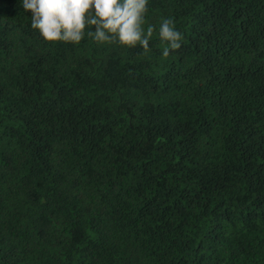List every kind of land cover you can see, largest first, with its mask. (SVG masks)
<instances>
[{
  "label": "trees",
  "instance_id": "1",
  "mask_svg": "<svg viewBox=\"0 0 264 264\" xmlns=\"http://www.w3.org/2000/svg\"><path fill=\"white\" fill-rule=\"evenodd\" d=\"M30 16L0 0V264H264V0H150L167 57Z\"/></svg>",
  "mask_w": 264,
  "mask_h": 264
},
{
  "label": "clouds",
  "instance_id": "2",
  "mask_svg": "<svg viewBox=\"0 0 264 264\" xmlns=\"http://www.w3.org/2000/svg\"><path fill=\"white\" fill-rule=\"evenodd\" d=\"M31 11V28L46 41L79 44L85 35L98 44L139 45L149 50L154 31L166 46L162 55L181 46L183 34L171 17H162L158 27L145 17L150 0H21ZM87 29V31H86Z\"/></svg>",
  "mask_w": 264,
  "mask_h": 264
}]
</instances>
